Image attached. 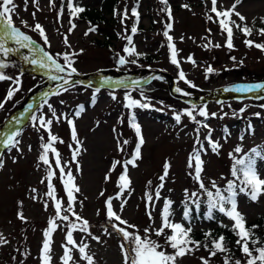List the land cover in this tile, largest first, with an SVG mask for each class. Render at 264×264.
I'll use <instances>...</instances> for the list:
<instances>
[{"label":"rangeland","instance_id":"obj_1","mask_svg":"<svg viewBox=\"0 0 264 264\" xmlns=\"http://www.w3.org/2000/svg\"><path fill=\"white\" fill-rule=\"evenodd\" d=\"M104 1L106 3L108 0H74V4L103 16L106 23L91 26L75 18L73 23L76 27L68 36L71 47L66 48L61 34H68L70 27L67 0L59 21L57 12L60 11L61 0H53L54 7H49V0H39L40 11H36L32 0H28L27 5L25 0H14L16 14L13 21L16 27L53 56L65 52L80 54L73 56L75 61L73 66L78 73L73 75L75 83L70 84L71 87L68 85V91H62L59 95L51 93L55 92L62 82L49 80L43 69L27 63L22 58L30 55L27 49H20L6 58L0 57V60L8 65L0 71L13 80L17 76L20 78L19 91H16L12 99L5 102L4 107L0 109V137L10 131L20 133L17 137L19 144L15 148L0 147V162L3 165L0 167V235L7 241L0 244V264H41L39 258L43 232L48 227V220L55 216V206L53 200L46 195L47 181L41 183L47 175L46 166L38 160L42 152L41 145L47 142L48 133L39 127L38 122L34 127L31 116L52 119L48 104L60 116L59 122L54 120L51 131L63 143L57 142L54 147L60 153L62 165L67 164L65 172L72 170L75 183L80 188V192L75 194L73 209L82 219L88 221L91 233L89 235L77 230L73 232V239L77 244L81 242L88 244L86 252L93 256L94 264H124L120 248L124 243L123 238L112 230L111 224L116 221H109L106 214L105 204L109 198H113L114 211L129 224L135 225V232L141 236L144 235V229L150 225L152 228L160 226V212L164 199L172 202L170 219L183 224L185 190L188 193H198L193 199L207 200V196L200 191L199 185L193 179L194 168L188 167L190 155L196 151L200 152V158L204 162V170L201 173L203 182L206 188L214 192L211 181H215L223 190L227 182L233 179L231 175L233 161L229 153H233L234 149L240 146L242 148L240 156H245L251 149L264 146L262 107L264 91L237 95L238 91L235 90L247 83L264 84V52L255 47H247L244 43L245 39L264 43V36L254 31L250 37H245L234 28L232 41L234 47L229 50L224 46L226 33L221 32L215 14L210 11L211 0H167L172 15L171 21L160 0H117L112 12L104 9ZM233 2L234 0H217V6L226 9ZM184 5L188 7L185 8ZM134 7L139 14L138 22L132 15L131 10ZM237 11L247 18L246 23L249 27L264 28V24L260 22L264 17V0H243ZM33 12L35 19L32 16ZM209 15L213 17L211 21L207 18ZM232 19L237 20L236 17ZM21 20L27 21L30 26L41 24L51 47L44 45L38 33L23 27ZM168 23L172 24L169 35L172 36V43L178 53L179 68L170 62L168 40L163 35L165 25ZM134 24L137 28L135 34L132 33ZM90 27L95 31L88 32ZM85 32H88L87 36ZM126 36L132 37V46L141 54L139 57L127 56L123 52V48L128 46ZM209 41L211 45L205 47ZM216 44L221 47L212 46ZM189 56L193 58L195 64L188 61ZM121 57H125L128 62L120 65L118 61ZM141 57H147L150 62L141 60ZM132 60L136 63H131ZM58 62L63 64L62 59L58 58ZM209 66L214 71L206 74ZM154 71L165 75L161 79L144 84ZM180 71L185 73L186 79L195 87H189L179 79ZM79 76H89L92 79L79 81ZM101 78L110 81L108 85L135 80L140 82V86L126 84L105 88L93 80ZM174 84L175 89L180 88L182 92L188 93L182 95L175 91L178 98L187 96L199 101L217 95L220 98L232 96L235 99L207 101L197 105L189 100L181 101L172 97L170 88ZM15 87L12 80L0 81V102H4L9 88ZM46 93L49 94L46 97L47 104L43 100L34 104L38 97ZM251 94H256L260 98L251 99ZM125 95H130L131 98L150 106L125 108ZM112 96L116 99L113 100ZM29 106L30 111H26ZM202 106L209 113L207 120L197 115ZM81 107L83 111L77 117L75 113ZM192 109H196L193 112L196 120L207 124L212 130L210 139L218 142V153L212 150L205 139L208 135L207 128L199 127L185 115H181L179 124L176 123L175 114ZM212 113L216 115L212 116ZM130 116H134L136 123L139 124L145 143L141 148L142 158L136 161L137 166H127L131 180L130 189L125 191L120 199H115L120 193L117 184L120 174L124 171L123 162L131 159L137 143L135 131L129 126ZM68 119L73 120L78 139L83 142L82 151L77 156L81 166L79 173L76 172V164L71 161L72 150L69 145L73 147L75 145L71 138ZM198 127L199 143L196 132ZM124 140L128 141L127 145L123 144ZM118 141L123 151L118 150ZM113 161L121 163L110 172ZM166 161L170 167L163 181L164 187L160 189L161 199H154L152 204H148L145 193L155 196ZM49 162L54 173L52 183L56 198L60 200L63 208H67V195L51 153ZM256 167L264 178V160L258 159ZM33 189L36 191L33 192ZM101 192L104 193L103 196L100 195ZM125 201L121 211L120 205ZM237 201L238 210L245 216L246 221L264 214V196L253 203L240 194ZM149 212L152 220H149ZM19 214L23 215L24 220L18 218ZM62 215H69V221L76 222L69 212L62 211ZM56 223L58 228L52 234V264H62L61 245L66 243L67 222L57 220ZM222 223L228 226L232 224L227 217ZM205 227L206 225L202 223L193 226L197 230ZM127 230L133 232V229ZM91 236L99 237V242L93 240ZM151 238L164 244L163 237L158 238L153 234ZM164 250L168 253L173 251L166 245ZM71 254L75 264H86V261L80 259L77 250L73 249ZM208 255L201 246L199 250L180 258L177 264H201L200 258H207ZM230 255L233 261L239 259L243 262L246 259L239 248ZM224 259V254L218 253L212 257L210 264H224ZM69 264L73 262L70 261Z\"/></svg>","mask_w":264,"mask_h":264},{"label":"snow or ice","instance_id":"obj_2","mask_svg":"<svg viewBox=\"0 0 264 264\" xmlns=\"http://www.w3.org/2000/svg\"><path fill=\"white\" fill-rule=\"evenodd\" d=\"M28 0H25V5H27ZM33 5L36 8V11H40L39 8V0H32ZM65 0H61V8L60 11L57 12V21H59L60 17L63 15ZM161 4L165 5V11L168 14V18L171 21L172 15L171 10L167 7V0H160ZM243 3V0H234L230 7L226 9H220L217 6V0H211V13L215 14L216 19L218 20L219 27L222 33H226V42L225 47L229 50H232L233 45V29L240 31L245 37H250L254 31L258 32L259 35L264 36V28L254 29L253 27H249L246 23V17L242 15L239 11H237V7ZM53 0H49V7H54ZM67 9L69 12V29L68 34L63 35V44L66 48H70L71 45L68 40V36L75 29L76 25L73 23V20L78 17L79 13L85 11L83 7L77 6L74 4V0H67ZM187 8V5H184ZM16 5L14 0H0V57H8L10 54H15L20 51V49H27L30 53L29 56H23L22 58L32 65H36L41 69L46 70V74L49 80L52 81H60L62 82L58 89L55 92H52L51 95H59L62 91H68V88L65 87L67 85L73 84L75 82L71 81V77L73 75H77V69L73 66L75 61L73 56L79 55L80 53L65 52L63 54H56L53 56L44 47H41L34 41L30 36L25 34L20 28L16 27L13 21V16L15 13ZM25 10L27 8L25 7ZM132 15L137 18V22L139 20V14L137 9L132 8ZM33 19H35V12L32 13ZM232 17H236L237 20L232 19ZM208 20H212L213 17L209 15ZM264 24V17L261 18L260 21ZM21 24L25 28H29L31 31L38 33L40 38L43 40V43L47 47H51L50 40L46 34L45 29L39 23H36L34 26H30L27 21L21 20ZM172 28V24L168 23L165 25V31L163 35L168 40V49L170 52V62L173 65H176L177 68L180 67L179 62L177 60V50L172 43V36L169 35V31ZM95 31L94 28H89L88 32ZM137 28L135 24L132 27V33L135 34ZM88 32H85V35H88ZM128 42V46L123 48V52L127 54V56H137L139 57L141 54L137 53L135 47L132 46V37H125ZM244 43L247 47H255L260 51L264 52V43H255L250 39H245ZM211 45V41H209L208 47ZM214 47H221V45L216 44L212 45ZM82 51V50H81ZM58 58L63 60V64L58 62ZM235 59L234 57L232 58ZM188 61L195 64V61L191 56L188 57ZM126 62L125 57H121L118 63L120 65H124ZM131 63H136L135 60H132ZM8 65L0 60V69L7 68ZM214 70L211 66L206 69L207 73H212ZM179 79L184 81L189 87H195L192 82L188 81L185 77V73L180 71L178 73ZM153 79H160L158 76H154ZM12 80L13 84L16 87L9 88L7 95L5 97L4 102H0V109L4 107V103L8 100H11L16 91H19L20 78L17 76L14 80L12 77L6 75L3 71H0V81ZM103 83H110L108 80H104ZM121 85H124V81L118 82ZM139 81H131L133 86L138 85ZM236 91L242 92H254V91H264V84H251L245 86H239L235 89ZM176 92L181 93L182 95H188L186 92H182L180 88L175 89ZM49 94L46 93L45 97ZM112 99L115 100L116 97L112 96ZM125 104L124 107L128 109H133L136 107L148 108L150 105L148 103H141L133 98L130 95H125ZM44 103L47 104V99L45 98ZM48 109L52 114V119H45L43 116L37 117L36 115L31 116V120L34 122L33 126L35 127V123H39V127L48 133L47 142L42 143V152L39 155V162H41L44 166H46L47 175L41 181L44 183L47 181V193L46 195L51 198L54 202L55 206V216L48 220V227L43 232V243L40 253V262L41 264H52V234L57 230L58 225L56 223L57 220L67 222V232L65 236L66 243L62 244L63 248V256L61 257L62 264H69L70 261L75 264L72 257V250L75 249L79 252L80 259L86 261V264H94L93 256L89 255L86 252L88 248V244L81 242L77 244V242L73 239L74 231H81L84 233H89V223L87 220L82 219V217L75 213L73 209V205L75 203L76 197L75 194L80 192V188L75 183V178L73 176V172L69 169L65 172V168H67V164L62 165L60 153L54 147V144L59 142L63 143L62 140H59L58 136L54 135L51 131V126L54 122H59L60 116L57 115L55 109L48 104ZM264 107V105H262ZM31 106L26 111H30ZM83 111V108H79L75 115L79 117L80 113ZM196 109H192L190 111H185L182 114H175L174 119L177 124L181 122V115H185L189 117L191 121L197 123L199 127L207 128L208 135L205 137L207 139L208 144L211 146L214 152L219 151L218 142H214L211 137V129L207 124H204L200 121L196 120V116L193 115ZM244 111V109H241ZM197 115L203 117L205 120L209 118V113L202 106L200 107ZM215 116V113L211 114ZM258 115V114H257ZM19 121H16L18 123ZM68 126L71 130V138L73 141V145H69V148L72 150L71 161L76 164V172L79 173L81 171V166L77 161V156L82 151V141L78 139L77 130L75 124L72 119L67 120ZM129 126L135 131L137 137V143L135 149L132 153L131 159L125 160L123 162L124 171L120 174L118 178V188L120 189V193L115 197V199H120L121 195L130 189L131 180L128 175V165H132L136 167V161L142 158L141 148L144 145V137L141 132V128L139 124L136 123L135 117L130 116L129 118ZM199 127L196 129L197 132V143H199ZM251 127V125L249 126ZM115 131V129L113 130ZM20 135L19 131H10L6 135L0 137V147L11 149L15 148L19 144V140L17 137ZM43 139V138H42ZM243 139V137H241ZM124 145L128 144L127 140L123 141ZM118 150L123 151V147L120 142H117ZM19 151V149L17 148ZM201 150L203 147L201 146ZM242 152V148L237 146L234 149L233 153H229L230 159H232L233 164L231 168V175L233 177L232 180H229L222 190L217 186L215 181H211L212 188L215 191H211L206 188L201 173L203 172V161L200 158V152L196 151L189 157V168H194V176L193 179L199 185L200 191L207 196V212L204 215V219L212 220L214 219V212H219L223 216L227 217L228 220L232 222L230 231L237 237L235 243L238 246L241 254L246 258L245 261H241L239 259L232 260L230 250L227 247V243L225 237L223 235H219L213 237L210 232L205 233V239L210 240V246L208 244L203 245L205 250L208 252V257H201V264H210L212 257L217 256L218 253H222L225 256L224 264H264V241L260 240L255 235V229L258 225H252L251 227L247 226L245 216L238 210V201L237 196L243 194L247 197L248 200L255 203L258 202L261 196H264V178H262V174L257 170V160H264V150H260L258 148L251 149V152L245 156H240ZM49 153L55 158V167L59 169V175L61 183L63 184L64 191L67 195V208H63L60 200L56 198L55 188L52 183V179L54 173L52 171V165L49 162ZM193 160L195 164H193ZM121 161H113L112 170H115L116 166L120 164ZM2 162H0V167H2ZM169 163L166 161L163 165V175L159 177L161 183L157 186L155 191V196L145 193L146 200L148 204H152L153 200L161 199L160 189L164 187L163 181L168 175ZM109 172V174H110ZM108 180V175L105 176V182ZM151 185V181H149V186ZM33 192L36 190L33 189ZM100 195H104L103 192ZM198 196L197 192L188 193L185 190V210L183 214V219L185 221H190V211L189 204H195L196 208L200 207L201 201L198 199H193ZM35 199V197H33ZM113 198H109L106 201V214L109 221H116V223L111 224L112 230L122 236L124 243L120 245L121 253L123 255L124 264H177L180 258H183L186 255L192 254L194 251L199 250L202 246L200 241L192 239V227L189 223L187 227H185L181 223L173 222L170 217L172 216L171 209V201L168 199H164L163 209L160 212L161 223L158 228H152L151 225L148 228L144 229V235L141 236L135 232V225L129 224L126 220L122 219L120 215H118L113 209ZM125 202H122L120 205L121 211L124 208ZM154 206V205H153ZM47 208V205H45ZM63 212H69L72 216H74L75 221L78 222H70L69 215H62ZM149 220H152L153 217L151 212L148 213ZM21 220H24L22 214H19ZM119 225H123L124 227H120ZM221 227L228 228V225L221 224ZM133 229V232L128 231L127 229ZM167 230V232H166ZM170 233V234H167ZM155 235L156 237H163L164 244H160L158 241L153 240L151 235ZM93 240L99 242V237L91 236ZM7 243V241L0 235V244ZM170 247L173 251L168 253L164 250V246ZM71 246V247H69Z\"/></svg>","mask_w":264,"mask_h":264},{"label":"trees","instance_id":"obj_3","mask_svg":"<svg viewBox=\"0 0 264 264\" xmlns=\"http://www.w3.org/2000/svg\"><path fill=\"white\" fill-rule=\"evenodd\" d=\"M116 3H117V0H108L106 3L104 1V9L108 12H112L115 9ZM163 6L165 9V5ZM84 9L85 11H83L82 13H79L77 17L81 21L88 23L90 25H97V26L100 25L101 23H104V24L106 23V19L103 16L99 15L96 11H90L87 8H84ZM141 60L150 62L147 57H141ZM206 201L201 202L199 208H196L194 204L188 205L189 211H190V221L185 222L187 226L189 223L192 226L200 221L208 223L210 226V228H206L202 230L192 229V233H191L192 239L200 241L201 245L203 246L205 244H208V245L211 244L210 240L205 239V235H204L205 233L210 232L213 237L223 235L225 237L227 247L230 250V254H234L236 252V248H238V246L235 243L237 237L233 234V232L230 231L231 226L228 228H224L221 226H213L214 224H216L217 222L223 219V216L221 213L214 212L213 213L214 219L212 220L204 219V215L207 212ZM246 223L248 227H251L252 225H258V227L255 229V235L257 238L264 241V216L258 217L255 220L251 222H246Z\"/></svg>","mask_w":264,"mask_h":264}]
</instances>
